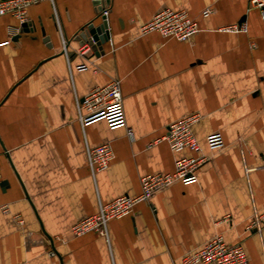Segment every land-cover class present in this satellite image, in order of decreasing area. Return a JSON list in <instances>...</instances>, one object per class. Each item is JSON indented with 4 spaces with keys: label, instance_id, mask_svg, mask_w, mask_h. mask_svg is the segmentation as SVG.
Returning a JSON list of instances; mask_svg holds the SVG:
<instances>
[{
    "label": "crops",
    "instance_id": "obj_1",
    "mask_svg": "<svg viewBox=\"0 0 264 264\" xmlns=\"http://www.w3.org/2000/svg\"><path fill=\"white\" fill-rule=\"evenodd\" d=\"M97 1L38 0L26 9L33 30L11 38L18 19L0 15V264H177L216 233L240 243L249 264H264L259 8L250 0H109L111 44L105 38L102 53L82 55L75 36L88 23L102 26ZM164 7L185 9L199 30L183 40L140 33ZM241 22L244 31L223 29ZM82 61L87 68L77 69ZM112 78L120 80L125 125H81L76 99ZM192 112L200 115L192 124L200 148L173 151L161 136ZM211 132L222 147H208ZM101 142L113 157L92 174L86 145ZM180 156L206 157L196 180L160 188L109 218L103 233L72 231L100 202L138 194L141 175L169 172ZM254 212L260 230L247 228Z\"/></svg>",
    "mask_w": 264,
    "mask_h": 264
},
{
    "label": "built area",
    "instance_id": "obj_2",
    "mask_svg": "<svg viewBox=\"0 0 264 264\" xmlns=\"http://www.w3.org/2000/svg\"><path fill=\"white\" fill-rule=\"evenodd\" d=\"M38 0H0V15L11 14L18 19V26H9L8 38L20 31L21 23L27 21V7ZM252 4L259 8L260 16L264 20V0H250ZM97 13L102 18V33L111 44L108 25L109 0H98L96 2ZM211 12V8L206 7L201 10L202 16ZM56 23L58 24V20ZM59 25V24H58ZM140 33L157 31L165 37H172L178 40L188 38L199 30L197 21L190 17L185 9L164 7L156 10L150 18L142 22L139 26ZM223 29L230 31H244V22L223 26ZM63 36V35H62ZM63 51H65L66 41L63 36ZM91 44L85 40L81 43L80 54L84 55L87 50H91ZM87 62L82 61L76 64L77 69L87 68ZM77 115L81 125L98 118H103L110 126L125 125V115L122 103V93L120 80L112 78L101 86H95L83 96L76 99ZM87 110L82 113L81 109ZM200 115L192 112L171 121L161 136L169 144L173 151H180L184 148L198 150L199 143L192 131V124L198 120ZM129 138H133L130 128L126 129ZM209 148H219L223 146V140L219 132H211L205 137ZM113 157V150L108 142H101L93 146L86 145V162L90 172L102 170L108 166ZM206 159L205 156H180L175 160L173 170L169 172H156L143 174L139 178L140 191L136 195L122 194L112 200L99 203L96 212L89 214L81 220L75 222L71 227L76 234H81L88 230L105 232L106 222L109 218L119 217L130 213L134 204L141 200H148L154 192L160 188L174 182L184 183L196 180L195 170ZM247 228L261 229V216L254 212ZM177 264H249L245 250L240 243H227L221 233L214 234L211 238L203 242L197 248L183 253Z\"/></svg>",
    "mask_w": 264,
    "mask_h": 264
},
{
    "label": "water",
    "instance_id": "obj_3",
    "mask_svg": "<svg viewBox=\"0 0 264 264\" xmlns=\"http://www.w3.org/2000/svg\"><path fill=\"white\" fill-rule=\"evenodd\" d=\"M22 30L25 32L33 30V27H31L30 22L28 20L21 23L20 31ZM75 38L78 39L80 43L87 40L91 44L90 47L94 51V54H99L103 52L102 43L105 40V36L102 33L101 25L94 26L92 23H88L84 26L82 30H80V32L76 34Z\"/></svg>",
    "mask_w": 264,
    "mask_h": 264
}]
</instances>
